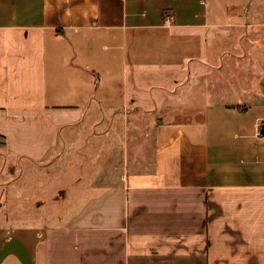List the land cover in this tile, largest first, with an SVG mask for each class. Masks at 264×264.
<instances>
[{"label": "crops", "instance_id": "0c3cea01", "mask_svg": "<svg viewBox=\"0 0 264 264\" xmlns=\"http://www.w3.org/2000/svg\"><path fill=\"white\" fill-rule=\"evenodd\" d=\"M242 27L254 80H208L243 57L210 37ZM88 115L93 176L63 222L0 224V264H264V0H0V177Z\"/></svg>", "mask_w": 264, "mask_h": 264}, {"label": "rangeland", "instance_id": "374dc122", "mask_svg": "<svg viewBox=\"0 0 264 264\" xmlns=\"http://www.w3.org/2000/svg\"><path fill=\"white\" fill-rule=\"evenodd\" d=\"M252 10L253 7L251 14ZM245 30L242 27L223 33L219 32L218 34L221 36L213 35L210 37L211 54L214 55L215 51L220 50L222 52L232 51L235 54H243V57L241 60L229 61L231 57L224 56L222 64L226 63V65L222 72L211 73L212 75L207 78L208 80L213 75L214 79L226 76L235 85V81L250 82L254 80V75L257 74L263 62L262 55L259 53L263 50L262 42H260L262 30L257 31L259 42L254 46L252 45L254 42L246 37L239 40L246 34L244 32L247 30ZM219 65H221L220 60ZM200 89L202 87H197L196 91ZM152 91L153 95L158 98L162 96L166 98L172 108L179 109L187 106V98L185 99L181 95L175 96V89L164 88L153 89ZM186 91L184 90V92ZM213 97L221 99L222 96L214 95ZM90 118L91 115H88L85 120L72 127L70 137L64 138L58 147L48 154L43 163L36 164L22 160L13 179L0 177L1 225L35 222L56 225L63 222L64 215L67 213L64 210L67 209V205H70L74 191L79 188L78 185L71 183L77 176H85L84 180L92 177L94 166L99 164L102 151L107 150L110 145V137H99L98 134L108 129L109 121L96 127L95 123L99 121ZM151 123L147 120L139 122L143 128H146L147 124L151 125ZM132 124L133 122H131V126ZM131 128L133 129V126ZM118 140L114 139V142ZM74 164L83 168L76 167Z\"/></svg>", "mask_w": 264, "mask_h": 264}, {"label": "built area", "instance_id": "2783aa9c", "mask_svg": "<svg viewBox=\"0 0 264 264\" xmlns=\"http://www.w3.org/2000/svg\"><path fill=\"white\" fill-rule=\"evenodd\" d=\"M171 15L167 14L166 15V20L169 21ZM262 135V131L260 130V128H258V130L256 131V136H261Z\"/></svg>", "mask_w": 264, "mask_h": 264}, {"label": "trees", "instance_id": "16d2710c", "mask_svg": "<svg viewBox=\"0 0 264 264\" xmlns=\"http://www.w3.org/2000/svg\"><path fill=\"white\" fill-rule=\"evenodd\" d=\"M243 109H245V107H243Z\"/></svg>", "mask_w": 264, "mask_h": 264}]
</instances>
